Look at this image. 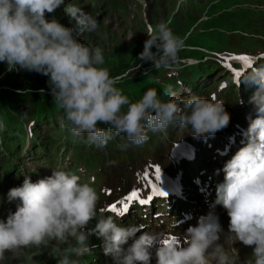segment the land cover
Wrapping results in <instances>:
<instances>
[{"label": "clouds", "instance_id": "clouds-1", "mask_svg": "<svg viewBox=\"0 0 264 264\" xmlns=\"http://www.w3.org/2000/svg\"><path fill=\"white\" fill-rule=\"evenodd\" d=\"M61 7L81 31L98 29L96 18L66 0H0V62H6L9 71L24 69L48 77L53 100L73 137L102 148L123 136L127 143L121 148L126 149L147 143L149 133L167 136L170 126L207 136L228 125L230 114L215 94L205 97L188 90L190 94L181 98L168 84L162 95L149 88L138 100H130L117 87L130 73L112 76L101 48L78 40L73 28L55 15L48 18ZM146 33L140 60L151 61L156 69L178 63L184 39L168 23L161 21ZM240 83L255 89L249 103L256 115L243 133L246 142L223 166L224 182L217 186L216 203L230 218L229 233L252 248V258L244 264H264V63L249 65ZM7 198L19 203L6 220L0 219V261L5 253L18 256L22 249L48 247L54 241L57 264H79L70 256L91 254L96 245L89 246V237L95 235L115 264H151L153 248L156 264H209V257L216 264H238V253L233 256L221 249L218 215L201 216L184 231L182 241L169 240L105 216L98 208L96 189L64 170H53L36 182L25 176L22 186L11 188ZM93 220L95 226L89 228ZM129 239L133 242L124 249Z\"/></svg>", "mask_w": 264, "mask_h": 264}, {"label": "rangeland", "instance_id": "rangeland-1", "mask_svg": "<svg viewBox=\"0 0 264 264\" xmlns=\"http://www.w3.org/2000/svg\"><path fill=\"white\" fill-rule=\"evenodd\" d=\"M68 3L82 8L85 12H89L96 18L98 21V29L92 33L81 31L76 19L65 14L63 7L58 8L54 14H49L48 17L51 18L52 15H55V18H57L60 23L73 28L74 35L78 40L93 48H101L105 57L104 66L109 69L112 76L121 72L126 67L125 72H129L130 75L119 82L117 87L121 88L123 93L129 97L130 100L135 101L140 98L147 89L155 88V85L140 88L145 84L144 80L166 81L172 79L175 83H179L178 85L172 86L180 93L181 98L187 97L190 93L206 97V84L215 79L214 87L215 91H218L217 88L221 85L219 82L220 79L226 77L222 75L234 69V59L242 54L239 52L251 51V53H248L255 56L259 54L264 55V52L260 53V51L264 50V0H66V4ZM250 7L253 8L251 13L249 10H246ZM258 9L259 11L253 15V12ZM245 10L249 12L245 13ZM225 11L231 13L230 22L238 21L241 27L230 30L228 33H223L222 35L220 34L221 28H205L208 22L218 15L222 16ZM221 16L219 18H221ZM244 16L246 18L242 19ZM161 21L168 23L173 33L184 39L185 46L179 52L178 63L171 67L156 69L151 61L140 60L139 54L143 51L144 42L148 39L146 33L148 27H154ZM152 50L155 52V47H153ZM209 63L222 65L224 71L216 68L206 75L205 73H207L210 68L208 65ZM17 72L18 69L9 71L7 66L0 73V99L2 98L3 102L7 100V98L3 96H7L11 90L16 91L10 84L5 82V78L7 76L16 75ZM185 76L188 84L194 85L196 80H201V83L195 88L187 87V84L184 82ZM208 76L209 79L207 80L206 78ZM188 90H190V93ZM158 93L161 92L158 91ZM53 103L55 104L54 100ZM55 107L56 111L52 116L53 120L59 123V129L57 128L58 132L52 131V127H55L52 125L46 130L43 129V131H41L39 129V131H37V133L41 134L40 138L35 135L36 140L40 142V144L44 143L46 149L50 153H54L58 148L57 139L61 140V142L64 141L62 137H59L58 133L64 134L66 131L64 113L58 105ZM30 110L32 109L28 104L15 101L13 107H2L0 109V114L3 112L8 113L7 115L0 116V121L14 114L18 120L17 123L23 124L21 126L18 124L17 128L23 129L26 132V125H30L28 121L34 119V117L28 114ZM34 121L35 123L32 130H35L37 126H46L42 122H37L35 119ZM59 130H62V133ZM169 133L170 132L167 133V136L159 133H149V140L147 143L142 146L130 145L126 148L128 149V153L125 154L115 151L121 150V145L127 143L123 136L122 138L116 136L113 140L109 141L112 148L111 154L104 152L105 154L89 157L92 149L98 150L100 153L105 151L108 145L106 147L97 148L94 145L89 146L85 142H83L82 147H79V152L86 156L88 161L106 159L105 162L102 163L104 166L112 162L118 164L120 160L130 159L133 154L141 155L145 151H148L154 146V143H159L161 141H155L156 139L168 137L170 135ZM5 136L6 133L4 134V137ZM69 137L73 140L78 139L77 137H73L71 132ZM177 139L183 138L180 137ZM71 143L72 142H70V144ZM79 143L80 139L75 142V147H73L78 148L77 146ZM86 145H88L87 149H85ZM73 147L68 150H65L63 147L59 149L58 155L55 158L59 166L53 168L67 169L70 164H72L69 160V155L72 153ZM31 153L32 155L35 154L34 156L39 155L32 151ZM15 155L16 153L13 154V157ZM164 158L170 162V149L165 151ZM9 159L10 157L8 156V160ZM108 159H112V161ZM14 160L15 159H12V161ZM19 161L28 165L30 170H35V166H38L36 164L44 163L43 161L37 162L29 160V156L27 155H24V158ZM6 162L4 157L1 156V178H3V174H6L4 172ZM144 163L137 165L136 169L142 168ZM76 168L91 180V176H88L87 172L83 170V167L80 168V165L76 164ZM50 169H48V171ZM5 183H7L6 180ZM83 183L89 182L84 179ZM91 186L93 185L91 184ZM105 186L108 185L105 184ZM101 188L102 186H99V189ZM95 223L96 221L93 220L88 227H94ZM94 237L95 235L89 237V246L92 245L91 242ZM54 246L55 242L53 241L48 247H30L22 249L18 256H14L12 253H5V259L0 261V264H57V260L54 258L56 257L53 251ZM60 247L64 248L66 245H60ZM122 247L125 249V244L122 245ZM251 252V250H244L240 246L232 249V255L235 256L236 253H238V260L242 261H238V264H244L246 260L251 259ZM70 259L78 260L79 264H87L89 254L81 257L71 255ZM88 264H91V261H89Z\"/></svg>", "mask_w": 264, "mask_h": 264}, {"label": "trees", "instance_id": "trees-1", "mask_svg": "<svg viewBox=\"0 0 264 264\" xmlns=\"http://www.w3.org/2000/svg\"><path fill=\"white\" fill-rule=\"evenodd\" d=\"M252 9L253 8L250 7V8H247L246 10H249L251 13V11H253ZM246 10H245V13H248L249 11H246ZM258 11L259 9L255 10L253 12V15H255ZM220 16L221 15H218L217 17L213 18L210 22H208V24H206L205 28H221L220 34L222 35L223 33H228V31L230 30H235L241 27V24L238 21L230 22L231 13L229 11H225L222 14L221 18H219ZM248 16H252V15H248ZM244 18L246 17L245 16L242 17V19ZM6 67H7L6 62H0V73ZM216 68H218V64L216 63L211 64L212 70H215ZM125 71H126V67L121 72L114 74L113 76L121 75ZM184 81H186V76L184 78ZM5 82L10 84L12 88L15 89L16 91L11 90L9 91V94L7 96H3L7 98L5 102H3L2 98L0 99V109L2 107H6V108L13 107L15 101L28 104L32 109L28 112V114L31 117H34V119H36L37 122H42L44 125H46L42 127L37 126L35 130H32V127L35 121L34 119H30L28 121L30 122V125H26V132H27L26 134V132L23 129L21 130L20 128H17L18 124L20 126L23 124L17 123L18 120L16 118V115L12 114L10 116H7L6 119L3 120L4 122L0 121V125H3L2 127H0V139H1L0 157L3 156L5 161H7L4 167L5 169L4 172L7 174V176L9 177L11 181L15 182L16 181L15 178L13 179L10 174H11V171H13L14 169L13 165L17 160H20L22 157H24V155L31 156L32 155L31 151L35 152L38 149L40 150L44 149V151L49 152L46 149V145L44 143L40 144V142L36 140L35 135L39 138L41 137V134L37 133V130L40 129L41 131H43V129L46 130L50 128L52 125H54L55 127H52V131H57L59 123L56 122V120H53L52 115L56 111V107H55L56 105L53 103V100H52L53 97L51 95V89L48 84L47 76L34 72V71L18 69L17 74L7 76L5 78ZM144 82L145 84H143L140 88H145L146 86L155 85V89L161 92L159 93L161 95L166 85L171 84L174 86V85L179 84V83H175V81H173L172 79L166 80V81L144 80ZM238 95H239V92L234 88L233 85H230L228 88L224 90V98L222 99L224 101V105L231 108V110L234 109L236 105L235 102H236ZM241 95L243 94L241 93ZM7 114L8 113L3 112L0 114V116H4ZM38 116L40 117L38 118ZM99 126L105 129L108 128L107 125H99ZM65 129L66 131L64 134L58 133L59 137H62L64 141L60 142L61 140L59 139L56 140L58 143V148L54 152L56 153L61 146L65 147L66 149H69L73 147L75 145V142H77L80 139V143L77 146L78 148H74L75 146L73 147V150L75 152V159L80 160V161L87 160L86 156H84L83 154L79 152V149H80L79 147H82L84 140L81 138L73 140L71 137H69L70 131L68 130L66 125H65ZM59 131L61 132L62 130H59ZM5 133H6V136L4 137ZM119 138H122V136H120ZM70 142L72 143L70 144ZM107 145L108 147L105 149V151H102L100 153L98 150L92 149V151L89 154V157L98 156L100 154H105L104 152H107V154H111L112 152L111 143L109 142ZM85 147H86L85 149H87L88 145H86ZM120 149L121 150H115V151L117 153H124V154L128 153V149H122V148ZM14 153H16V155L13 157ZM8 156L10 157L9 160H8ZM12 159H15V160L12 161ZM90 258L91 257H89V259Z\"/></svg>", "mask_w": 264, "mask_h": 264}, {"label": "snow or ice", "instance_id": "snow-or-ice-1", "mask_svg": "<svg viewBox=\"0 0 264 264\" xmlns=\"http://www.w3.org/2000/svg\"><path fill=\"white\" fill-rule=\"evenodd\" d=\"M236 59H239V60H242L245 62L246 65H251L252 63V60L250 57L248 56H239V57H236ZM238 74V73H237ZM156 174L159 175V169L157 168L156 170ZM167 193L165 192H160L159 195H166ZM139 199V193L137 190H133L131 191L128 196L126 197V200L127 201H135V200H138ZM123 206L121 208H119V212L120 214H123L124 212H127L128 211V204L125 203L124 201H121L120 202ZM140 203H147V200H140ZM114 211L117 210L118 206L117 204H113L110 206ZM173 239H175L173 237ZM167 243V241H165Z\"/></svg>", "mask_w": 264, "mask_h": 264}, {"label": "bare ground", "instance_id": "bare-ground-1", "mask_svg": "<svg viewBox=\"0 0 264 264\" xmlns=\"http://www.w3.org/2000/svg\"><path fill=\"white\" fill-rule=\"evenodd\" d=\"M209 66H210V68H209V70H208V72L207 73H205L206 75L207 74H209V73H211L212 71H214V70H212L211 69V64L209 63L208 64ZM205 79V78H204ZM207 80L209 79V76L206 78ZM186 80H187V78H186ZM201 80H196V82L194 83V85H191V84H188L187 83V81H184L186 84H187V87H190V88H195V87H197V86H199V84L201 83L200 82ZM185 93V92H184ZM40 116H38V118H39ZM36 118V117H35ZM44 118V117H43ZM36 120V119H35ZM37 131H39V130H37ZM61 142V141H60ZM63 142V141H62ZM233 254H235V253H233ZM239 261V260H238ZM239 262H242V261H239ZM240 264V263H239ZM243 264V263H242Z\"/></svg>", "mask_w": 264, "mask_h": 264}]
</instances>
